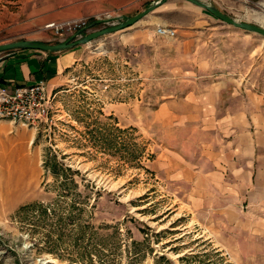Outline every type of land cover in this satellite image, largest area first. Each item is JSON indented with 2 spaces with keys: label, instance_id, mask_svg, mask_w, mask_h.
Returning a JSON list of instances; mask_svg holds the SVG:
<instances>
[{
  "label": "rangeland",
  "instance_id": "1",
  "mask_svg": "<svg viewBox=\"0 0 264 264\" xmlns=\"http://www.w3.org/2000/svg\"><path fill=\"white\" fill-rule=\"evenodd\" d=\"M154 1L0 0V45L57 44L75 33L52 23L85 19L84 35ZM201 1L264 28V0ZM80 47L47 123L0 124V155L6 134L26 153L0 161V264H264V37L169 0Z\"/></svg>",
  "mask_w": 264,
  "mask_h": 264
},
{
  "label": "crops",
  "instance_id": "2",
  "mask_svg": "<svg viewBox=\"0 0 264 264\" xmlns=\"http://www.w3.org/2000/svg\"><path fill=\"white\" fill-rule=\"evenodd\" d=\"M56 8V15L49 16L46 14V11H41L35 19L33 18L32 11H27L26 9L24 23L18 25H23V27H19V29H21V32L24 31V33H27L32 31L34 22L41 29H44L51 21H60V6ZM40 36L41 38H45L46 34L40 33ZM85 50L84 47H79L56 54L33 53L27 50L6 53L0 56V82L7 85H31L39 81H45L50 90H53L55 87L60 86L62 75L80 60ZM243 113L244 110L241 107L239 111L234 110L228 112V115L241 116ZM254 156L255 151L253 149L251 158H254ZM263 170H257V174L259 171L264 173ZM256 192L253 195L256 198L260 192L264 193V183L258 185Z\"/></svg>",
  "mask_w": 264,
  "mask_h": 264
},
{
  "label": "built area",
  "instance_id": "3",
  "mask_svg": "<svg viewBox=\"0 0 264 264\" xmlns=\"http://www.w3.org/2000/svg\"><path fill=\"white\" fill-rule=\"evenodd\" d=\"M47 27L55 30L57 35L64 32L75 34L88 28L85 19L64 23H52ZM158 33L175 36V32L160 28ZM56 94L50 90L45 81L31 85H10L0 82V123L9 122L13 126L37 128L49 121Z\"/></svg>",
  "mask_w": 264,
  "mask_h": 264
},
{
  "label": "water",
  "instance_id": "4",
  "mask_svg": "<svg viewBox=\"0 0 264 264\" xmlns=\"http://www.w3.org/2000/svg\"><path fill=\"white\" fill-rule=\"evenodd\" d=\"M169 0H155L147 9L140 12L139 14L132 16V17H126L125 19H122L120 22H113L112 24L101 28L99 30L93 31L91 33H86L83 35V32L80 31L79 33L73 35L72 37L68 38L67 40L63 42H59L57 44H47L43 42L38 41H30V40H20L16 42L6 43L3 45H0V54L5 52H13L17 50H33V51H39L43 53H49V54H56L61 53L64 51H68L80 46H84L92 41H95L99 38L112 35L116 32L125 30L127 28L132 27L136 23L143 20L145 17L150 15L151 13L155 12L159 7L166 4ZM198 7H200L203 10H206L214 17L220 19L221 21L232 25L236 28L246 30L251 33H256L264 37V28L236 21L235 19L229 17L228 15L222 13L216 6L207 4L201 0H186ZM105 20H96L94 23H92L91 27L106 23ZM1 61V58H0Z\"/></svg>",
  "mask_w": 264,
  "mask_h": 264
},
{
  "label": "bare ground",
  "instance_id": "5",
  "mask_svg": "<svg viewBox=\"0 0 264 264\" xmlns=\"http://www.w3.org/2000/svg\"><path fill=\"white\" fill-rule=\"evenodd\" d=\"M4 138H5L6 143H8L7 144L8 148L1 150L0 161H2L3 160L2 158L6 156L7 157L16 156L22 159L26 158V155H25L26 153L24 154L25 148L21 143L17 142V138L16 139H14L13 137L10 138L7 134L4 136ZM0 166H2L1 163H0Z\"/></svg>",
  "mask_w": 264,
  "mask_h": 264
},
{
  "label": "trees",
  "instance_id": "6",
  "mask_svg": "<svg viewBox=\"0 0 264 264\" xmlns=\"http://www.w3.org/2000/svg\"><path fill=\"white\" fill-rule=\"evenodd\" d=\"M95 21H93V23H94ZM92 24V23H91Z\"/></svg>",
  "mask_w": 264,
  "mask_h": 264
}]
</instances>
